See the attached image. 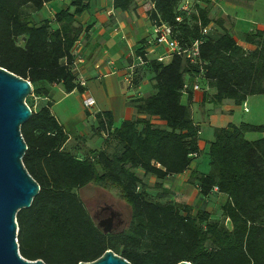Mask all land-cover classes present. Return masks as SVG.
Segmentation results:
<instances>
[{"label": "trees", "instance_id": "obj_1", "mask_svg": "<svg viewBox=\"0 0 264 264\" xmlns=\"http://www.w3.org/2000/svg\"><path fill=\"white\" fill-rule=\"evenodd\" d=\"M53 1L0 0V67L28 80L33 96L47 99L39 110L29 106L32 117L21 128L28 147L23 163L40 186L31 208L17 214L21 256L46 264H81L113 251L130 264H264V136L246 138L247 133L264 134V125L216 128L208 151L210 172L194 173L190 179L203 198L214 192L228 197L219 222L204 210L193 215L187 205L153 200L138 175L142 170L156 177L155 188L161 190L163 181L185 173L201 154L192 95L183 103L187 77L215 90L204 97V104L220 106L229 100L242 105L250 97L264 96V30L242 35L243 43L254 47L248 50L223 20L215 22L222 33L210 34L213 20L199 1L181 12L184 0H150L152 25L171 27L186 48L199 42V57L196 63L179 55L160 62L148 58L143 44L136 55L144 62L140 67L153 74L154 93L131 104L147 118L126 120L115 128L111 113H97L96 131L104 137V148L87 150L80 158L67 147L70 137L52 112L49 86L61 84L68 94L84 92L73 49L84 32L77 18L90 10L91 0H74L52 20L36 23L34 15ZM136 1L114 0L113 5L127 11ZM139 75L135 71L131 76L132 86L139 84ZM83 190L116 192L130 210L128 227L103 233ZM166 195L167 190L158 197Z\"/></svg>", "mask_w": 264, "mask_h": 264}, {"label": "crops", "instance_id": "obj_2", "mask_svg": "<svg viewBox=\"0 0 264 264\" xmlns=\"http://www.w3.org/2000/svg\"><path fill=\"white\" fill-rule=\"evenodd\" d=\"M73 1L74 0H54L45 6L40 15L42 14L45 20H52L56 13L69 8ZM217 1L218 0H213V3H216ZM113 3L114 0H91L90 10L84 12L77 18V25L83 27L84 32L78 43L75 45L73 54L76 59H83L82 63L78 62L77 64V74L79 76V80L85 82L84 92L80 93L75 90L74 92L68 94L61 84L49 86L50 97L53 101L52 112L70 137L67 147L74 151L80 158L84 157L83 154L87 150H101L104 148V137L96 131L98 127L96 121L97 113H111L114 120V127L119 128L126 120L147 118L144 115L138 114L135 107L131 103L132 100L136 98L148 97L154 93L153 88L151 92L145 93L147 96H142V93L145 92V88L149 86L147 81L148 75L141 79V82L135 86H132V84L128 81V88L135 91L133 95H129L128 92H125L122 81L119 79L121 78V80H124V78L128 77L130 79L132 73L129 68L134 63V59L136 60V52L143 46V44H146L150 37L147 34H149L154 28L149 18V12L154 6L146 1L137 0L130 10L120 11L114 8ZM201 6L209 8L206 3L201 4ZM71 10L73 11L74 9ZM255 30H264V26H259ZM235 38L237 39L236 36ZM237 41L248 50H252L254 48L243 43L241 38L240 40L237 39ZM164 53H166V51H164ZM148 58L157 59L152 57L150 54H148ZM140 74L143 76L144 72H141ZM92 79H96L97 83L91 81ZM199 80L200 79L191 77L186 78L187 85L189 86V93L187 91L184 94L183 100H187L188 104L189 95H192L193 99L190 106L194 121L200 129L199 147L202 154L203 152L209 151L210 144L214 140V130L216 128L226 127L229 124H235L229 119V116H232L235 112L236 105L233 101L229 100L225 101L223 105L220 106H214L210 103L204 104V97L206 95H214L215 90L208 86H206L205 91H203V88L200 90H194V86L199 84ZM151 87H153V85H151ZM58 89L61 91L60 94L64 95L63 99L71 94L80 93L83 101L89 97H92L95 100V105L92 110H89L88 108L86 109L85 107V111L91 117H85V120L90 119L94 122L91 130H86L81 127V129L74 131L71 128L73 130L72 132V130L68 128L66 122H62V119L59 118L53 109L56 107L53 96H55V92ZM246 107L247 106L245 104L244 109ZM197 108H200L202 111L201 112L199 110L198 112L200 119L195 116V110ZM245 110L247 111V108ZM118 123L121 124L117 125ZM152 123L162 128L166 127L165 122H161L157 119H152ZM253 125L261 124L255 123ZM77 138H85L86 142L79 143ZM95 138H97L99 142V138L103 139L102 142L98 143L97 147L90 145V140H95ZM255 140L257 139L251 141ZM199 168L200 166L198 161L192 163L190 169L185 173L172 176L163 181V188L160 191L163 193L167 190L169 191L170 197H172V195H179L176 193L178 189H180L181 194H183L185 198L183 199L180 197L182 199L180 201L172 200L171 198L172 202L192 207L194 209L193 215H195L199 210H204L211 215L212 221L219 222L222 220V207L229 199L226 195L218 192H214L211 196L203 198L201 197L196 184L190 187V179L193 173L208 174V172H200ZM138 175L141 179H143L146 185V180H149L150 184L153 183L156 185L159 183L156 177L146 176L142 170H138ZM178 180L181 181L178 182ZM170 181H172L173 185H170V188H168L165 186V182ZM177 183H180L181 186H178ZM93 193H96L95 196L99 199H105V196H109L112 201L110 202L112 203L111 206H113V204H119L118 202H122L116 192L110 193L95 190ZM107 208L111 207L107 206ZM115 213H117V211H115ZM227 225L231 229L230 222H228Z\"/></svg>", "mask_w": 264, "mask_h": 264}, {"label": "rangeland", "instance_id": "obj_3", "mask_svg": "<svg viewBox=\"0 0 264 264\" xmlns=\"http://www.w3.org/2000/svg\"><path fill=\"white\" fill-rule=\"evenodd\" d=\"M143 1H146L149 4H152L150 0H143ZM196 1L200 2V6L201 4L206 3L207 6L209 7L208 9L210 11V17L213 20L210 34L212 33L213 35H219L222 33V30L215 24L217 20H223L225 24V28H227L228 30H231V32L237 37L238 40H240L243 34L248 33L252 30H255L259 26H264V0H218L216 3L215 2L213 3V0H192L191 9L196 3ZM27 13H30V10H27ZM34 19L36 23H39L40 21L45 20L42 14L34 15ZM147 35L150 36L148 41H151V40L153 41V38H154L153 30H151L150 33ZM19 44L23 45V39L19 40ZM149 49H150V55H152V57L158 58L159 56H165V62L166 63L170 62L171 57L167 53H164L165 51L164 48H157L156 46L152 45L151 47H149ZM135 65H137V59L136 60L134 59V63L129 68L130 72L132 73L131 76H133L134 74L133 67ZM135 71H138V73L144 72L142 77L140 75L138 76L140 82H141V79L145 78L148 75L147 81L149 83V86H147V88H145V92L142 93V96H147V94L145 95V93H149L153 90V87H151V85H153V74L149 70V68L147 69L146 67L142 68L140 66H137ZM119 79L120 81H122V85H123L125 92H128L129 95H133L135 91L128 88L129 87V82H128L129 77L124 78V80H121V78ZM91 81L96 82L97 80L92 79ZM198 83H199L198 85L200 86V89L203 88L204 89L203 91H205L206 85L204 84V82L199 80ZM60 89H63V88H60ZM60 89L56 90L55 96H53V100H55V105H56V107H54L53 109L56 112V114L59 116V118L62 119V122H66L70 130L72 129L74 131L79 130L81 129V127H83L86 130L88 129L91 130L92 126L94 125V122L91 121L90 119L85 120V117L86 118H91V117L85 111V103L82 99V95L80 93H75L63 99L64 95L60 94L61 93ZM31 97L32 98H30V101L28 99L26 103L28 106L31 105L34 110H39L47 102V99H44V98H38L33 95H31ZM51 102L53 104L52 99H51ZM183 103L187 104V100H183ZM228 103H232V102H228ZM245 104L247 106L246 107L247 111L245 110L246 108L244 109ZM199 110L201 111L200 108H197L195 110L196 118L199 117V114H198ZM198 119H200V117ZM229 119L232 120V122H234L235 124H241L242 122H245V123H252V124L258 123V124L264 125V96H253V97H250L249 100H247L244 104L236 105L235 112L233 113L232 116H229ZM119 124L121 123H118L117 125ZM263 136L264 134L254 133V132L246 134V138H248L249 140L258 139ZM99 140L100 142L103 141L102 138H99ZM100 142L97 140V138H95V140H90V145L97 147L98 143ZM113 148H114V144H113ZM207 153L208 151L203 152L199 157H197L194 160V162L198 161L199 166H200L199 170L202 173L210 172L209 158H208ZM180 181L181 180H178V182ZM146 183L148 185L147 187L148 190H150L149 195L151 196L153 200L171 202V198L172 200H177V201L182 200L181 198L183 199L185 198L184 195L181 194L180 189H178L176 193L179 195H172V197H170V195H166L163 198H159L158 196L161 195V191L155 188L156 185L153 183L150 184L149 180H146ZM170 185H173L172 181L165 182V186H167L168 188H170ZM177 185L181 186L180 183H177ZM189 185L190 187L194 186V184L192 183H190ZM90 191L91 190L89 191L83 190L81 194L86 201V204L88 206V209L92 217L94 218V215L96 214V212L99 213L102 207L106 208L107 206H110L114 211H117V213H119V215L122 217V220H123V225L118 229H114V231H122L126 229L129 225L131 214H130L129 208L126 205H124L125 203L118 202L119 204H116V205L113 204V206H111L112 203L110 202L112 201L109 196H105V199L101 198L103 199L101 200L99 198H95L97 197L95 196L97 192L95 194L94 193L92 194L90 193Z\"/></svg>", "mask_w": 264, "mask_h": 264}, {"label": "water", "instance_id": "obj_4", "mask_svg": "<svg viewBox=\"0 0 264 264\" xmlns=\"http://www.w3.org/2000/svg\"><path fill=\"white\" fill-rule=\"evenodd\" d=\"M32 93L33 87L28 80L0 67V264H46L42 260L29 261L22 257L17 240V214L31 208L40 192L39 184L23 163L28 147L21 128L32 117V109L26 103ZM97 226L105 234L113 232ZM81 264L130 263L108 251L95 262Z\"/></svg>", "mask_w": 264, "mask_h": 264}, {"label": "built area", "instance_id": "obj_5", "mask_svg": "<svg viewBox=\"0 0 264 264\" xmlns=\"http://www.w3.org/2000/svg\"><path fill=\"white\" fill-rule=\"evenodd\" d=\"M191 1L192 0H184L183 3L181 4L180 11L181 12H189L191 10ZM178 21H181V17L177 19ZM209 29L204 30V33H208ZM153 34L154 38L153 41H147L146 42V51L147 54H150V49L152 45L156 46L157 48H164L166 53L172 58L174 55H179L184 58L190 59L192 62L196 63L197 58L199 57V42L193 43V45L189 48L184 47L180 41L175 38L174 36V31L171 27L168 25L162 24L158 26H154L153 28ZM78 43V42H77ZM137 65L133 67V73L136 69L137 66L142 65L144 62L142 58L137 57ZM158 61L160 62H165V56H159L157 58ZM82 63L83 59L78 58L77 63H76V71H77V64ZM166 63V62H165ZM129 82L131 83V76L129 79ZM82 86H85V82L81 81ZM200 86L196 84L194 86V90H199ZM85 107H87L89 110H92V108L95 105V100L92 97H89L85 99L84 101Z\"/></svg>", "mask_w": 264, "mask_h": 264}, {"label": "flooded vegetation", "instance_id": "obj_6", "mask_svg": "<svg viewBox=\"0 0 264 264\" xmlns=\"http://www.w3.org/2000/svg\"><path fill=\"white\" fill-rule=\"evenodd\" d=\"M94 219L104 230L118 229L123 225L122 217L111 208L102 207L100 212L94 215Z\"/></svg>", "mask_w": 264, "mask_h": 264}]
</instances>
